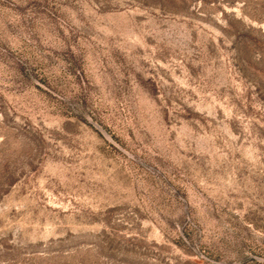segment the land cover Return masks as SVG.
Returning <instances> with one entry per match:
<instances>
[{"label":"rangeland","instance_id":"rangeland-1","mask_svg":"<svg viewBox=\"0 0 264 264\" xmlns=\"http://www.w3.org/2000/svg\"><path fill=\"white\" fill-rule=\"evenodd\" d=\"M0 264H264V0H0Z\"/></svg>","mask_w":264,"mask_h":264}]
</instances>
